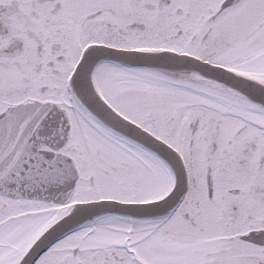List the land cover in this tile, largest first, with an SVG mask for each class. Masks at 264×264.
<instances>
[{
	"label": "snow or ice",
	"instance_id": "snow-or-ice-1",
	"mask_svg": "<svg viewBox=\"0 0 264 264\" xmlns=\"http://www.w3.org/2000/svg\"><path fill=\"white\" fill-rule=\"evenodd\" d=\"M0 264H264V0H0Z\"/></svg>",
	"mask_w": 264,
	"mask_h": 264
}]
</instances>
